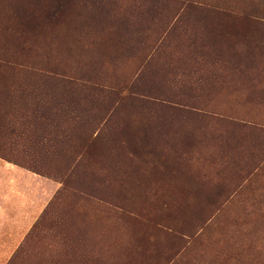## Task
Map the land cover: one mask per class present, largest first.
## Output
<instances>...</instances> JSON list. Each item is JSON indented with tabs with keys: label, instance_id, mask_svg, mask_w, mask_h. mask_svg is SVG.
Here are the masks:
<instances>
[{
	"label": "rangeland",
	"instance_id": "rangeland-1",
	"mask_svg": "<svg viewBox=\"0 0 264 264\" xmlns=\"http://www.w3.org/2000/svg\"><path fill=\"white\" fill-rule=\"evenodd\" d=\"M160 1L224 76L117 82L80 0H0V264H264V0Z\"/></svg>",
	"mask_w": 264,
	"mask_h": 264
},
{
	"label": "crops",
	"instance_id": "crops-1",
	"mask_svg": "<svg viewBox=\"0 0 264 264\" xmlns=\"http://www.w3.org/2000/svg\"><path fill=\"white\" fill-rule=\"evenodd\" d=\"M141 2L80 0L84 11L74 20L72 45L97 52L105 68L130 69L125 73V78L117 82H127L128 74H138L137 71L144 68L155 69V72L151 71L155 79H161L156 82L164 79L169 83L170 80L165 79L167 77L210 79L224 76L221 48L209 44L208 38H201L202 42H198L199 31H195V35L184 42L182 37L189 33L188 29L172 28L176 23L174 17L171 23L167 22L168 19L159 18L162 13L159 9L160 0H155V8L151 9H146L145 2L143 6ZM217 31L212 29L211 34L218 35ZM206 34L208 37L207 31ZM252 64L241 66L238 63L232 69H238L237 76H240V73L251 71L255 65ZM121 73L124 72H117L116 77H121ZM186 81L193 80L180 82Z\"/></svg>",
	"mask_w": 264,
	"mask_h": 264
}]
</instances>
